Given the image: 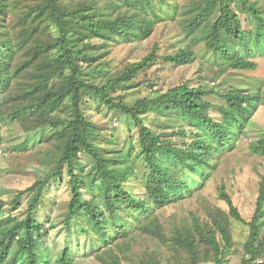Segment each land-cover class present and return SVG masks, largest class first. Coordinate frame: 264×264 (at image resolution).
I'll return each mask as SVG.
<instances>
[{
	"label": "rangeland",
	"instance_id": "374dc122",
	"mask_svg": "<svg viewBox=\"0 0 264 264\" xmlns=\"http://www.w3.org/2000/svg\"><path fill=\"white\" fill-rule=\"evenodd\" d=\"M89 1L104 11L131 13L117 0ZM249 1L259 6L264 4V0ZM151 2L154 11H146L145 16L153 24L151 32L146 36L131 40L110 38L105 42L90 30H81V40L95 46L87 51L94 60L89 63L80 62L81 80L101 86L107 77L116 75L154 52L156 59L151 65L137 72L126 86H118L109 91L114 103L122 101L131 108L143 99H154L170 88L188 84L190 87L201 88L207 93L204 100L216 106L224 105L219 94L233 88L240 89L254 97L255 108L237 136L234 147L213 153L208 165L203 166V176L192 172L190 167L180 172L179 166L167 162V158L159 154L161 164L167 165L171 173L180 177L191 192L177 202L155 208L146 195L148 166L139 146L138 128L133 119L121 111L109 109L90 93L82 92L81 109L90 123L92 151L105 160L115 161V167L119 170L132 169L123 188L144 202L145 209L135 216L119 209L115 220L126 225V233L116 235L111 223L113 217L107 213L103 199L98 197L97 183L93 178L96 162L92 155L81 152L78 154L75 172L83 176L85 186L81 189L82 198L93 201L98 207L97 215L104 221L109 233V245L101 244L100 235L83 214L67 222L71 193L66 167L62 164L60 176L51 179L45 187L41 203L34 214V220L41 226L37 254L43 264H55L67 248L71 252V264H192L188 248L180 238L183 234L192 236L198 264H218L215 248L201 239L214 237L222 248L225 241L220 227L229 236L221 264L242 262L249 230L246 224L230 217L228 206L219 197V189L224 188L240 217L249 222L256 209L258 188L264 176V153L253 151V146L264 139V55L253 52L248 57L249 61L256 64L255 70L235 71L219 56L205 49L199 38L196 39L198 32L187 34L186 27L196 18L195 27L198 31L212 22L217 11L216 0ZM17 4L21 5L19 1ZM240 5L238 0L231 2L232 10H236L239 17L240 29L253 31L257 26L256 20L247 11L241 10ZM12 19L17 18L13 16ZM47 33L49 37H56V27L51 24ZM225 41L234 43L233 38L225 37ZM186 45L194 54L191 64L174 66L162 60L163 56L174 55ZM57 55V50L52 52V56ZM25 61L24 56L16 58L13 64L14 81L0 93L2 99L7 93L10 95L0 116V221L10 218L18 222L25 218L29 194L23 195L16 204L12 203L13 198L35 181L57 171L66 144L65 136L59 132L60 128L40 125L48 122V117L25 111L35 103V98L27 95L41 77L37 66L17 74L16 69L24 65ZM61 83H71L67 69L52 82L54 85ZM67 102L55 112L61 118L69 117L66 110L68 106H65ZM14 111H20L19 120L10 121ZM209 115L218 117L215 110H211ZM142 118L148 129L162 135V140H169L177 149H185L203 135L178 112L165 113L163 117L146 113ZM177 132L185 134L177 135ZM258 242H264V216ZM15 250L16 246L12 253ZM259 261L264 263V251Z\"/></svg>",
	"mask_w": 264,
	"mask_h": 264
},
{
	"label": "trees",
	"instance_id": "16d2710c",
	"mask_svg": "<svg viewBox=\"0 0 264 264\" xmlns=\"http://www.w3.org/2000/svg\"><path fill=\"white\" fill-rule=\"evenodd\" d=\"M17 1L20 6L16 5ZM216 1V16L211 23L203 27L202 31H198L195 27L197 21L195 16L193 19H196L186 27L188 32L184 27L183 30L191 35L198 32L196 39L199 38L205 49L219 56L233 70H255L256 64L249 61L248 57L253 52L264 55V4L259 6L256 2L238 0L241 2L240 9L247 11L256 20V28L247 32L240 29L239 17L236 10H232L231 7L233 0ZM117 2L130 9L131 13L104 11L89 0H0V93L14 81L13 64L16 58L24 56L26 61L16 69V73L37 66L41 76L27 95L29 98H35V103L25 111L48 117V122L40 125L60 128L59 132L65 136L66 143L57 171L42 180L35 181L13 198L12 203L16 204L23 195L29 194L25 218L18 222L10 218L0 221V264H43L42 258L37 254L41 226L34 220V214L41 203L45 187L51 179L60 176L62 164L66 167L71 193L67 207V222L83 214L100 235L101 244L109 245V233L104 221H101L97 215L98 207L93 201L82 198L81 189L85 186L83 176L75 172L78 154L81 152L89 153L96 162L93 178L97 183L98 197L103 199L107 213L113 217L111 223L116 235L126 233V225L115 220V214L119 209L126 210L131 216L145 209L144 202L136 199L123 188L124 182L132 174V169L119 170L115 167V161L105 160L92 151L90 123L81 109L82 92L90 93L104 102L109 109L121 111L133 119L138 128L139 146L148 166L145 181L146 195L149 203L155 208L177 202L191 192L190 187L183 183L180 177L171 173L167 165L161 164L158 155H163L167 158V162L179 166L180 172L190 167L192 172L203 176V166L208 165L213 153L231 150L234 147L237 136L244 128L250 112L255 108L254 97L240 89L233 88L229 92L219 94L224 105L216 106L204 100L207 93L201 88L190 87L188 84L170 88L154 99H143L131 108L122 101L114 103L109 91L118 86H126L137 72L151 65L156 59L154 52L142 61L127 66L116 75L107 77L101 86L82 81L80 62L93 61L87 51L95 48L92 43H84L81 40L83 28L90 30L98 39L105 42L110 38L111 40L140 38L148 35L152 30L153 22L145 16L146 11H154L151 0H117ZM13 16L17 19L13 20ZM51 24L57 30V36L54 38L47 35ZM225 37L233 38L234 43L225 41ZM55 50L58 51V55L52 56ZM162 60L174 66H184L193 62L194 54L186 45L174 55L163 56ZM65 69L69 71L71 83L52 84ZM8 94L4 99L0 98V116L10 97ZM66 101H68L65 106H68L66 110L69 112V117L61 118L55 112ZM211 110L217 112V118L209 115ZM19 112L14 111L10 115V121L19 120ZM171 112H178L183 119L189 120L190 124L203 133L202 137L192 141L185 149H177L169 140H162V135L154 134L148 129L142 118L146 113L163 117L165 113ZM176 134L184 136L185 133ZM253 147L254 152L263 154L264 139ZM219 197L228 206L230 217L246 224L249 230L243 247L244 257L241 264H264L259 261L264 251V242H258L264 216V176L258 188L256 209L249 222L243 221L240 217L223 187L219 189ZM219 230L225 241L222 248L214 237L201 240L215 248L216 259L218 264H221L228 247L229 236L223 227ZM180 238L188 248L192 264H198L194 256L192 236L183 234ZM15 246L16 250L12 253ZM71 262V252L67 248L55 264H71Z\"/></svg>",
	"mask_w": 264,
	"mask_h": 264
}]
</instances>
